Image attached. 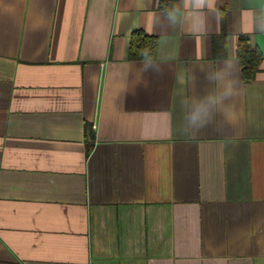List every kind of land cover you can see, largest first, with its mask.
I'll return each mask as SVG.
<instances>
[{
	"label": "crops",
	"instance_id": "crops-1",
	"mask_svg": "<svg viewBox=\"0 0 264 264\" xmlns=\"http://www.w3.org/2000/svg\"><path fill=\"white\" fill-rule=\"evenodd\" d=\"M0 264H264V0H0Z\"/></svg>",
	"mask_w": 264,
	"mask_h": 264
},
{
	"label": "clouds",
	"instance_id": "clouds-1",
	"mask_svg": "<svg viewBox=\"0 0 264 264\" xmlns=\"http://www.w3.org/2000/svg\"><path fill=\"white\" fill-rule=\"evenodd\" d=\"M195 3L203 5L205 0H195ZM231 66L225 64L221 69L208 74L209 81L216 82L217 89L205 95L202 99L195 97H184L181 100L183 107L184 125L183 134L196 135L212 122L215 113L224 109L226 116L231 119L232 114L225 108V101L237 94L234 81L229 78ZM183 83V80H181Z\"/></svg>",
	"mask_w": 264,
	"mask_h": 264
},
{
	"label": "trees",
	"instance_id": "trees-1",
	"mask_svg": "<svg viewBox=\"0 0 264 264\" xmlns=\"http://www.w3.org/2000/svg\"><path fill=\"white\" fill-rule=\"evenodd\" d=\"M165 11H169V9ZM155 46L154 37L139 30L134 31L129 38L127 57L129 59H151L154 56ZM235 57L239 63L243 82L252 81L259 69L261 54L245 35L236 37Z\"/></svg>",
	"mask_w": 264,
	"mask_h": 264
}]
</instances>
